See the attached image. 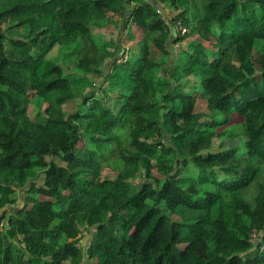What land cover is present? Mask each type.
<instances>
[{
	"label": "trees",
	"instance_id": "1",
	"mask_svg": "<svg viewBox=\"0 0 264 264\" xmlns=\"http://www.w3.org/2000/svg\"><path fill=\"white\" fill-rule=\"evenodd\" d=\"M1 223L0 264H264V0H0Z\"/></svg>",
	"mask_w": 264,
	"mask_h": 264
},
{
	"label": "rangeland",
	"instance_id": "2",
	"mask_svg": "<svg viewBox=\"0 0 264 264\" xmlns=\"http://www.w3.org/2000/svg\"><path fill=\"white\" fill-rule=\"evenodd\" d=\"M136 39L137 41H142L143 43H148V45L150 44V40H149V36L145 35L143 32H138L136 34ZM129 45V44H128ZM126 45V46H128ZM56 52L54 51L52 53V56H55ZM156 51L152 49V58L155 59L156 58ZM36 108L42 110V104H38L36 106ZM132 130V126L130 125V123L126 124L125 126H123L122 128H119L116 130V134L119 137V145H118V149L125 151V150H129L131 147L129 146V142H128V138L130 135V132ZM120 163L117 157H114L112 160H110L108 163H106L104 165V172H105V176L108 177L109 179H113L116 174L119 172L120 170ZM1 203H3L4 205H6V200L5 199H1ZM10 209L9 207L6 208V210ZM195 262L197 264H209L202 256L200 255H196L194 258V264Z\"/></svg>",
	"mask_w": 264,
	"mask_h": 264
},
{
	"label": "built area",
	"instance_id": "3",
	"mask_svg": "<svg viewBox=\"0 0 264 264\" xmlns=\"http://www.w3.org/2000/svg\"><path fill=\"white\" fill-rule=\"evenodd\" d=\"M157 13L164 17V21L167 24H170L174 19V15L168 9H162L161 7H159L157 9ZM176 26H177L176 28L180 31L181 35L185 34V30L180 22H176ZM1 229H2V223L0 224V230Z\"/></svg>",
	"mask_w": 264,
	"mask_h": 264
}]
</instances>
